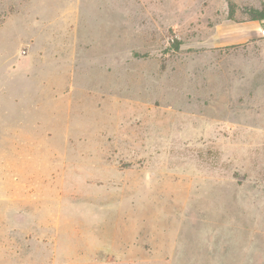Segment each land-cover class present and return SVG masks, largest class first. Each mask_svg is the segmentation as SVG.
<instances>
[{
	"label": "rangeland",
	"instance_id": "374dc122",
	"mask_svg": "<svg viewBox=\"0 0 264 264\" xmlns=\"http://www.w3.org/2000/svg\"><path fill=\"white\" fill-rule=\"evenodd\" d=\"M263 6L0 0V264H264Z\"/></svg>",
	"mask_w": 264,
	"mask_h": 264
},
{
	"label": "trees",
	"instance_id": "16d2710c",
	"mask_svg": "<svg viewBox=\"0 0 264 264\" xmlns=\"http://www.w3.org/2000/svg\"><path fill=\"white\" fill-rule=\"evenodd\" d=\"M232 15V12H231ZM248 17L252 21H263L264 20V6L261 8H251L248 12ZM178 43L175 44L176 48H179Z\"/></svg>",
	"mask_w": 264,
	"mask_h": 264
}]
</instances>
